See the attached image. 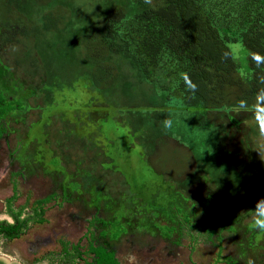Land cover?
<instances>
[{
	"label": "rangeland",
	"instance_id": "1",
	"mask_svg": "<svg viewBox=\"0 0 264 264\" xmlns=\"http://www.w3.org/2000/svg\"><path fill=\"white\" fill-rule=\"evenodd\" d=\"M115 4L129 17L140 10L133 0H21L12 9L0 0V93L17 105L0 112V219L12 221L14 194L24 215L45 210L19 237L0 236V263L58 264L78 244L75 264H96L99 246L120 264H264V231L253 227L264 197V104L232 108L252 146L238 171L240 154L225 142L243 148L241 135L227 123L200 127L202 109L183 104L166 68L147 79L112 55L118 76L95 86L82 37L102 31ZM49 13L59 30L42 28ZM26 24L35 35L19 33ZM229 46L249 80V50ZM256 182L258 198L235 204L241 185Z\"/></svg>",
	"mask_w": 264,
	"mask_h": 264
},
{
	"label": "trees",
	"instance_id": "2",
	"mask_svg": "<svg viewBox=\"0 0 264 264\" xmlns=\"http://www.w3.org/2000/svg\"><path fill=\"white\" fill-rule=\"evenodd\" d=\"M133 1L140 10L132 17L123 5H112L102 31L88 32L82 37L87 60L95 65L89 71L93 84L97 87L112 84L118 76L116 65L109 61L112 55H122L140 76L147 79H152L156 69L166 68L183 104L202 109L197 112L200 127L227 123L232 132L241 135L243 148L233 146L229 139L225 142L228 149L240 154L236 168L241 170L247 163L245 151H250L252 146L243 119L232 108L264 104V0H163L157 6L151 4L153 0ZM4 2L12 9L21 0ZM44 18V30H59V22L53 13ZM18 31L30 37L38 28L26 24ZM15 35L16 30L9 35V40L13 41ZM239 41L249 50L252 71L249 80L240 74L239 64L229 46V43ZM184 74H187V80ZM189 81L196 85L195 89ZM160 87L170 90L169 85L161 84ZM15 108L13 102H7L0 93V112ZM164 116L171 118L163 113L155 115L156 118ZM157 139H163V136L157 135L154 141ZM260 172L259 181L264 186V169ZM251 186L241 185L233 200L235 204L258 198L257 182ZM15 198L16 194L7 200V212L13 221L0 220V235L8 239L19 237L31 222L45 220L43 208L40 211L36 208L32 214L23 217V209L12 207ZM72 247L75 253L67 251L66 264H74L73 258L81 255L78 244ZM93 250L96 264H118L114 253L107 248L99 246Z\"/></svg>",
	"mask_w": 264,
	"mask_h": 264
},
{
	"label": "clouds",
	"instance_id": "3",
	"mask_svg": "<svg viewBox=\"0 0 264 264\" xmlns=\"http://www.w3.org/2000/svg\"><path fill=\"white\" fill-rule=\"evenodd\" d=\"M185 80L188 79L187 74H184ZM190 84V81H189ZM192 89H195L196 85L190 84ZM172 121L170 119H166L164 121V127L166 129L171 128ZM260 133L264 135V124L260 126ZM254 212L255 215L253 217V227L259 229L260 231H264V197L258 199L254 204Z\"/></svg>",
	"mask_w": 264,
	"mask_h": 264
},
{
	"label": "flooded vegetation",
	"instance_id": "4",
	"mask_svg": "<svg viewBox=\"0 0 264 264\" xmlns=\"http://www.w3.org/2000/svg\"><path fill=\"white\" fill-rule=\"evenodd\" d=\"M13 104H14V102H13ZM15 105V104H14ZM17 105H15V107H16ZM17 108V107H16ZM7 214L9 215V213L7 212ZM23 217L24 216H27V215H22ZM9 217L10 218H12L10 215H9ZM9 221V220H8ZM12 221H13V218H12ZM11 221V222H12ZM0 236H3V235H0ZM102 247H104V246H102ZM73 248V247H72ZM78 249V248H77ZM108 250V249H107ZM109 251V250H108ZM71 253H75V250L73 249L72 251H70ZM110 252H112V251H110ZM67 252H65V254L64 255H62V257H61V259H60V262L58 263V264H66V261L68 260V258H67ZM94 255H95V253H94ZM79 257V256H78ZM78 257H75V258H73V262H74V264H75V260L76 259H78ZM95 257H96V255H95ZM116 258V257H115ZM118 264H120L119 263V261H118Z\"/></svg>",
	"mask_w": 264,
	"mask_h": 264
},
{
	"label": "crops",
	"instance_id": "5",
	"mask_svg": "<svg viewBox=\"0 0 264 264\" xmlns=\"http://www.w3.org/2000/svg\"><path fill=\"white\" fill-rule=\"evenodd\" d=\"M7 219V218H6ZM0 220H3V219H0ZM9 220V219H8Z\"/></svg>",
	"mask_w": 264,
	"mask_h": 264
},
{
	"label": "water",
	"instance_id": "6",
	"mask_svg": "<svg viewBox=\"0 0 264 264\" xmlns=\"http://www.w3.org/2000/svg\"><path fill=\"white\" fill-rule=\"evenodd\" d=\"M1 264V263H0Z\"/></svg>",
	"mask_w": 264,
	"mask_h": 264
}]
</instances>
